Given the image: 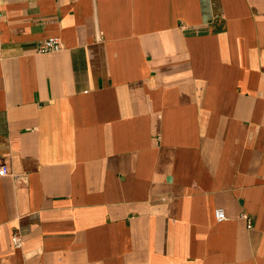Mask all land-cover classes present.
Listing matches in <instances>:
<instances>
[{"label": "crops", "instance_id": "0c3cea01", "mask_svg": "<svg viewBox=\"0 0 264 264\" xmlns=\"http://www.w3.org/2000/svg\"><path fill=\"white\" fill-rule=\"evenodd\" d=\"M2 164L0 264H264V0H0Z\"/></svg>", "mask_w": 264, "mask_h": 264}, {"label": "built area", "instance_id": "2783aa9c", "mask_svg": "<svg viewBox=\"0 0 264 264\" xmlns=\"http://www.w3.org/2000/svg\"><path fill=\"white\" fill-rule=\"evenodd\" d=\"M37 47L39 52H57L63 48V43L60 37L49 36L39 41ZM7 174H9L8 166L6 164L0 165V175L4 176ZM214 215L217 221H223L227 219L226 212L221 207L215 208ZM241 216L249 219L246 213H241ZM249 226L251 227L250 221H249ZM12 240L15 247H21L23 245V238L19 232H15L13 234Z\"/></svg>", "mask_w": 264, "mask_h": 264}]
</instances>
